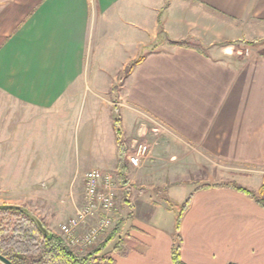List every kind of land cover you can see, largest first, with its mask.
<instances>
[{
  "label": "crops",
  "instance_id": "1",
  "mask_svg": "<svg viewBox=\"0 0 264 264\" xmlns=\"http://www.w3.org/2000/svg\"><path fill=\"white\" fill-rule=\"evenodd\" d=\"M160 6L168 11L175 6L181 17L191 15L198 34L168 39L164 50L152 48L160 37ZM121 19L145 30L148 39L124 63L143 58L124 79L117 102L112 80L101 79L97 94L100 85L94 79L102 75L97 62L102 39ZM235 41L257 42L242 47L231 44ZM220 43L229 44L215 49V55L206 52ZM0 96L52 123L55 111L70 108L61 116L69 128L79 125L78 133L82 128L84 148L102 138V168L86 172H119L116 118L123 138L136 119L148 118L159 127V141L149 144L141 166H127L130 183L124 187L130 188L132 201L125 205L120 241L131 252L114 255L116 264H174L176 213L169 205L180 207L190 197L180 225L185 264H264V208L243 192L201 187V177L186 179L182 173L200 172L208 163L243 167L263 178L264 0H0ZM83 106L89 117L79 124ZM96 108L102 119L93 118ZM42 156L35 149L31 171H38ZM156 187L168 188V202L149 194ZM163 219L166 224H160Z\"/></svg>",
  "mask_w": 264,
  "mask_h": 264
},
{
  "label": "rangeland",
  "instance_id": "2",
  "mask_svg": "<svg viewBox=\"0 0 264 264\" xmlns=\"http://www.w3.org/2000/svg\"><path fill=\"white\" fill-rule=\"evenodd\" d=\"M166 4L169 5L168 2ZM174 7L172 8L173 11L172 9L168 11L164 9V6H160V12L158 13L161 25L160 37L158 43L152 48L164 50L162 46H165V48L168 46V39L180 38V36H184L189 32L198 34L200 29L194 26L193 17L185 14L181 17ZM200 26L201 23L198 22L197 27L202 28ZM147 36L145 30L128 27V24L122 19L107 28V33L102 39V58L100 57L101 60L97 61L98 64H101L102 75L99 74L95 77L97 81L94 79V82L100 85L101 79L105 84L112 80L114 84L113 98L117 102H120L118 98L121 91L120 87L126 78L125 72L133 62H128L127 65L124 63H127V60L138 54L139 42L142 39H148ZM228 44L220 43L210 49L205 48V50L207 53L215 55V49ZM231 44L242 47L247 46V42L243 41L242 43L241 41H235ZM122 64L126 65V69L116 77V80H113L115 79L114 75L121 70ZM101 91V85L97 86L96 93L100 94ZM91 92H94L92 88ZM92 96L91 93L90 97ZM96 98L99 99L100 96L97 95ZM87 108L88 106H85V109ZM70 110V108L63 107L58 112L55 111L57 116L52 119L54 122L52 123L51 119L48 118L47 122V119L43 116L36 118L25 107L16 105L8 97L0 96V205L21 207L24 211L30 213L32 217H36V221L42 223L47 231L59 237L76 256L85 257L104 243L117 224L94 247L90 248L73 247L70 239L64 237L60 231V226L74 217L77 209L85 203L84 174L94 166L102 168V156H100L102 154L99 152V147L102 146V138L96 136L92 147L90 149L84 148L83 145L86 144V141L80 138L82 128L78 133L76 128H79V125L70 124L71 128H69L67 123L69 120L62 118ZM94 116L93 118L99 117L102 119V110L96 108L95 111L94 109ZM88 117V110L84 111L83 106L77 123L83 124ZM67 128H69L68 131ZM159 132V127L155 122L148 118H141L134 121L124 138L129 145L133 142L149 145L159 141ZM35 149L41 150L43 154L41 158L43 163L37 167V172L30 170L33 166L29 163L30 159L34 158L32 154ZM50 152H52V158L49 157ZM46 162H52L53 166L47 165ZM200 169V172L189 170L188 174L185 171H182V173H185L186 179L201 177L197 180V184L201 187L229 185L249 190L257 196L262 194L261 196L264 198V175L263 178H260V174L256 171H249L243 167L214 166L208 163H204ZM113 171L112 173L117 176L115 189L118 210L114 213L115 221L117 223L119 220L126 222L127 220L123 219V216H127L125 205L131 203L132 194L129 192L130 188L127 187L125 190L124 186H126V182L127 184L130 183V178L126 176L127 171L125 174L126 181L122 182L120 181L119 172ZM191 172L192 174L189 176ZM182 179L179 181H182ZM121 186L124 188L122 193L119 192ZM166 191H168V188L156 187L150 190L149 194L156 201L168 202ZM170 205L175 208L179 206L172 203ZM166 223V220L163 219L160 224ZM19 224L20 221H18L16 215L0 213V237L3 239L11 237ZM86 230L87 227L82 226L78 236H81ZM2 231L3 233H1ZM122 236H120V240ZM117 242L118 239L112 242L105 252L100 255L112 254Z\"/></svg>",
  "mask_w": 264,
  "mask_h": 264
},
{
  "label": "trees",
  "instance_id": "3",
  "mask_svg": "<svg viewBox=\"0 0 264 264\" xmlns=\"http://www.w3.org/2000/svg\"><path fill=\"white\" fill-rule=\"evenodd\" d=\"M254 42H247L251 46ZM184 43L173 42L172 46H182ZM143 61V58L133 62L126 70L125 75L129 77L135 67ZM120 119L116 118L114 121V129L118 142V169L120 181L125 182V174L128 167L125 165V157L129 150V145L123 138L122 127ZM127 185V182L125 183ZM221 188H231L243 192L251 199L255 200L258 205L264 208L263 196H257L253 192L234 187V186H220ZM191 197L180 207L170 206L176 213V236L175 243L172 249V261L174 264H185L181 258V236L180 225L183 214L190 205ZM0 213H12L18 217L20 224L18 228L12 233V236L3 239L0 237V253L8 258L13 264H116L113 255L126 257L130 252L129 244H121L120 236L123 235L126 222L119 220L114 231L106 238L104 243L93 253L85 257L76 256L68 246L55 234L47 231H42L37 222L36 217L26 211H1ZM47 230V229H46ZM3 233V231L1 232ZM118 239L112 254L101 256L106 248L115 240Z\"/></svg>",
  "mask_w": 264,
  "mask_h": 264
},
{
  "label": "built area",
  "instance_id": "4",
  "mask_svg": "<svg viewBox=\"0 0 264 264\" xmlns=\"http://www.w3.org/2000/svg\"><path fill=\"white\" fill-rule=\"evenodd\" d=\"M150 146L145 143L133 142L129 145L126 164L137 169L149 156ZM85 203L77 209L74 217L60 226V231L70 239L73 247H94L117 221L114 213L117 208V176L112 172L91 170L84 175ZM87 227L85 233L78 236L81 227Z\"/></svg>",
  "mask_w": 264,
  "mask_h": 264
},
{
  "label": "water",
  "instance_id": "5",
  "mask_svg": "<svg viewBox=\"0 0 264 264\" xmlns=\"http://www.w3.org/2000/svg\"><path fill=\"white\" fill-rule=\"evenodd\" d=\"M24 211V209H22L21 207L18 206H13V205H0V212L1 211ZM39 228L48 233L47 230L44 228V226L42 225V223H40L39 221H36ZM0 264H13L8 258L4 257L1 253H0Z\"/></svg>",
  "mask_w": 264,
  "mask_h": 264
}]
</instances>
